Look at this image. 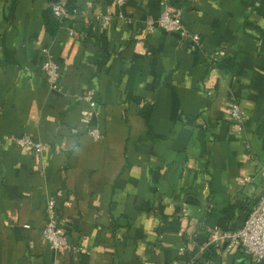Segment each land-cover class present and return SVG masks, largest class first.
<instances>
[{
	"label": "crops",
	"instance_id": "crops-1",
	"mask_svg": "<svg viewBox=\"0 0 264 264\" xmlns=\"http://www.w3.org/2000/svg\"><path fill=\"white\" fill-rule=\"evenodd\" d=\"M165 1L199 47L147 31ZM50 2L0 0V264H257L200 248L264 194V0H76L55 34ZM21 136L41 151L7 140ZM49 200L58 251L42 236Z\"/></svg>",
	"mask_w": 264,
	"mask_h": 264
},
{
	"label": "built area",
	"instance_id": "built-area-1",
	"mask_svg": "<svg viewBox=\"0 0 264 264\" xmlns=\"http://www.w3.org/2000/svg\"><path fill=\"white\" fill-rule=\"evenodd\" d=\"M118 4H122L124 0H115ZM196 0H192L191 3H195ZM53 14L60 20L64 21L72 16H79L81 12L79 9H75L70 14L64 7V0L54 2L51 4ZM182 11L180 8L169 4L167 1L164 3V8L160 15L155 20H148L146 22V29L149 32H153L156 28L161 29L166 33L176 34L180 39L187 41L192 49H196L200 46V37L197 33L189 31L182 23L181 20ZM109 17H104V21L108 22ZM225 50L215 51L210 57V64L213 69L217 68L219 60L225 56ZM44 60L42 64V71L46 77L47 85L52 90L60 91V76L61 72L58 65L53 60L48 50H43ZM211 92L209 91V94ZM89 104L94 107V102L88 97ZM229 116L233 122L240 127L243 115L239 107V104L233 102L230 107ZM91 136L98 140L100 134L96 129L91 130ZM8 141L15 143L21 148H30L36 152L41 151V145L32 140L28 136H21L15 138H7ZM264 176V168L260 171ZM46 221L42 229V236L48 243L49 247L53 251H58L69 245L68 236L65 228L61 224V220L56 214L55 202L49 200L46 206ZM208 239L200 248L203 253L208 249H215L220 254H228L232 250L238 248L244 251L249 257H251L254 263L260 262L264 258V194L260 197L257 203L249 212L243 225L235 230L221 229L218 227L207 228ZM192 259L189 263H192ZM172 264H187L182 260L174 261Z\"/></svg>",
	"mask_w": 264,
	"mask_h": 264
},
{
	"label": "trees",
	"instance_id": "trees-1",
	"mask_svg": "<svg viewBox=\"0 0 264 264\" xmlns=\"http://www.w3.org/2000/svg\"><path fill=\"white\" fill-rule=\"evenodd\" d=\"M58 1H61V0H51V2H50V7H49L50 22H49L48 29L51 32V34H55L57 32V30H59L60 25L65 21V20L64 21H60L52 12L51 4L54 3V2H58ZM64 7L66 8V10L70 14H72L75 9H78V6L76 5V0H64ZM206 254L208 256L209 255L210 256H216L217 255L215 249H208Z\"/></svg>",
	"mask_w": 264,
	"mask_h": 264
},
{
	"label": "water",
	"instance_id": "water-1",
	"mask_svg": "<svg viewBox=\"0 0 264 264\" xmlns=\"http://www.w3.org/2000/svg\"><path fill=\"white\" fill-rule=\"evenodd\" d=\"M257 264H264V258L260 262H258Z\"/></svg>",
	"mask_w": 264,
	"mask_h": 264
}]
</instances>
